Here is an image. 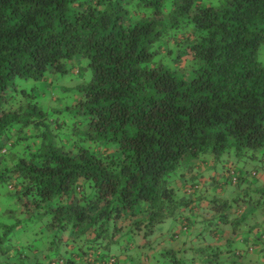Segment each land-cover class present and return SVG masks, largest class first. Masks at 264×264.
<instances>
[{"label": "trees", "instance_id": "obj_1", "mask_svg": "<svg viewBox=\"0 0 264 264\" xmlns=\"http://www.w3.org/2000/svg\"><path fill=\"white\" fill-rule=\"evenodd\" d=\"M263 48L264 0H0V182L61 264H264Z\"/></svg>", "mask_w": 264, "mask_h": 264}, {"label": "rangeland", "instance_id": "obj_2", "mask_svg": "<svg viewBox=\"0 0 264 264\" xmlns=\"http://www.w3.org/2000/svg\"><path fill=\"white\" fill-rule=\"evenodd\" d=\"M260 59L264 62V48ZM86 64V62H84ZM81 69V76L79 74H67L60 76V74L47 73V82L41 83L38 87L44 89L47 93L46 99H44V105H54L57 98L62 99L63 102H67L73 96V93L69 90L62 93L60 89L64 86L75 88L81 81H89L91 79V70L85 65H78ZM18 85L22 88L32 89L36 81L29 79H17ZM247 167L249 169L257 168L256 163L248 161ZM240 166H243L241 162ZM221 169V165L219 166ZM264 175L263 172L259 174ZM222 176V175H221ZM264 179V176H263ZM263 181V180H261ZM15 182L14 180L12 183ZM263 184V183H261ZM264 185V184H263ZM21 196V195H20ZM264 197L261 204H263ZM26 200L22 197L19 199V193L15 188H12L9 182H0V223L12 224L17 226L12 235L8 236V240H5L0 248V264H51L52 261H59L57 264H61L59 254L66 256L69 255V244L66 241V235L56 233L53 227H47L46 223L50 220L49 215L34 214V211L28 207V204H24ZM264 207V206H263ZM36 211L38 208L35 209ZM17 219L21 220V222ZM37 222V223H36ZM5 231V230H4ZM39 231H43L44 236L39 234ZM53 234L56 237H53ZM1 238H5V235H0ZM64 237V238H63ZM60 238V240H59ZM51 241L53 243H51ZM10 243L11 246H18L21 244L26 251L27 258L23 259L13 251L5 250L6 246ZM1 244V243H0ZM37 249V253H33L34 249ZM44 248V250L42 249ZM7 251V252H5ZM13 255V256H11ZM37 259V260H36ZM55 259V260H54ZM51 261V262H50Z\"/></svg>", "mask_w": 264, "mask_h": 264}, {"label": "crops", "instance_id": "obj_3", "mask_svg": "<svg viewBox=\"0 0 264 264\" xmlns=\"http://www.w3.org/2000/svg\"><path fill=\"white\" fill-rule=\"evenodd\" d=\"M0 211H2V209L0 208Z\"/></svg>", "mask_w": 264, "mask_h": 264}]
</instances>
